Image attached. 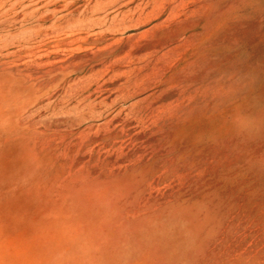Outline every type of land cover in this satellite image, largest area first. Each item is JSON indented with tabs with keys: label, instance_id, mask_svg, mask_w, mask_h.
<instances>
[{
	"label": "rangeland",
	"instance_id": "rangeland-1",
	"mask_svg": "<svg viewBox=\"0 0 264 264\" xmlns=\"http://www.w3.org/2000/svg\"><path fill=\"white\" fill-rule=\"evenodd\" d=\"M0 264H264V0H0Z\"/></svg>",
	"mask_w": 264,
	"mask_h": 264
}]
</instances>
